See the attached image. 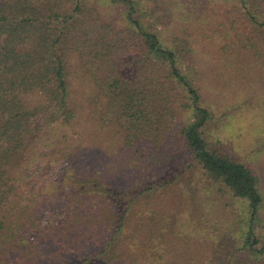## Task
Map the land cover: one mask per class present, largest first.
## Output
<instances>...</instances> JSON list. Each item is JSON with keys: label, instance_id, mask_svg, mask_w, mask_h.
I'll use <instances>...</instances> for the list:
<instances>
[{"label": "trees", "instance_id": "16d2710c", "mask_svg": "<svg viewBox=\"0 0 264 264\" xmlns=\"http://www.w3.org/2000/svg\"><path fill=\"white\" fill-rule=\"evenodd\" d=\"M99 1L128 26L84 19V0H0V264H264L257 176L208 146L209 108L134 0ZM234 2L264 38V0ZM178 143L243 201L224 255L170 240Z\"/></svg>", "mask_w": 264, "mask_h": 264}, {"label": "rangeland", "instance_id": "374dc122", "mask_svg": "<svg viewBox=\"0 0 264 264\" xmlns=\"http://www.w3.org/2000/svg\"><path fill=\"white\" fill-rule=\"evenodd\" d=\"M134 2L143 27L156 33L164 47L176 51L182 69L209 108L212 117L204 127L208 146L230 154L257 176L263 202L256 232L264 239V38L260 29L250 27L240 12L231 20L234 0ZM84 5V19L98 15L114 30L128 26L119 14L122 7L99 0H84ZM186 117V111L178 115L182 121ZM175 146L177 156L167 176L176 180L163 191L170 240L176 239L177 247L191 254L203 244L206 255L217 248L224 255L231 248L228 237L246 223L243 201L205 179L179 150V143Z\"/></svg>", "mask_w": 264, "mask_h": 264}]
</instances>
